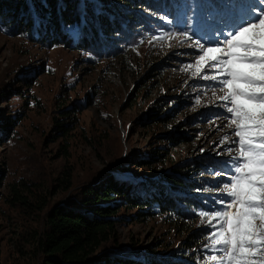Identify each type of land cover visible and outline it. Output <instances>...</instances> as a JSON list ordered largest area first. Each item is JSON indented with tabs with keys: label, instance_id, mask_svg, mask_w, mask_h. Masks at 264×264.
Returning <instances> with one entry per match:
<instances>
[{
	"label": "rangeland",
	"instance_id": "rangeland-1",
	"mask_svg": "<svg viewBox=\"0 0 264 264\" xmlns=\"http://www.w3.org/2000/svg\"><path fill=\"white\" fill-rule=\"evenodd\" d=\"M169 4L185 16L181 29L169 15L167 19L153 17L144 22L142 32L134 31V40L123 39L110 57L64 46L44 48L0 32V126L6 125L2 129L8 132L0 143L4 173L0 181V264H35L32 243L46 213L76 191L54 186L62 169L72 171V185L77 188L98 180L113 161L130 158L131 168L136 158L159 152L167 167L168 160L205 156L199 162L201 168L192 170L196 177L204 171L207 178L198 179V189L209 199L203 211L221 210L219 201L228 202L220 189L232 174L226 149L235 146L219 143L229 134L228 114L217 99L223 92L217 82L190 74L195 68L187 66L195 64L198 49L188 42L159 38L164 33L195 30L204 6L192 0ZM213 14H206L211 23L216 18ZM204 74L212 71L206 69ZM162 96L168 97L164 113L171 111L172 119L164 125L141 123L151 103ZM62 109L69 110V118H60ZM56 118L66 124V133L55 129ZM174 129L177 140L169 142L162 134ZM132 170L143 180L137 190L143 191L145 183L154 187L148 181V170L137 166ZM20 182L35 185L39 200L31 198L30 206L13 202L10 185ZM40 200L47 202L42 210L37 207ZM120 213L124 217L118 225L121 242H135L144 253L154 252L153 245L159 241L178 243L183 236L162 216L132 221L128 219L135 210ZM202 227L208 235L212 231L206 220ZM201 249L206 251L203 262L208 264L206 257L214 253L204 245Z\"/></svg>",
	"mask_w": 264,
	"mask_h": 264
},
{
	"label": "trees",
	"instance_id": "trees-1",
	"mask_svg": "<svg viewBox=\"0 0 264 264\" xmlns=\"http://www.w3.org/2000/svg\"><path fill=\"white\" fill-rule=\"evenodd\" d=\"M171 1L0 0V32L16 35L44 48L64 46L110 57L123 39L134 40V31H143L144 22L157 16L173 18L175 9L170 6ZM199 1H208L206 14L215 9L213 0ZM162 12L166 14L162 15ZM119 57L125 58L124 55ZM167 99L162 96L152 102L141 123L146 121L147 126L167 124L172 119L171 111L164 113ZM59 114L61 119L70 117L67 109H62ZM54 123L55 129L63 134L68 131L66 124L57 118ZM2 128L6 125L0 126V143L5 141L8 133ZM175 130L164 131L162 136L169 142L176 141ZM63 152L67 154L65 150ZM204 157L192 156L176 162L168 160L167 167H163L166 160L161 159L159 152L136 158L131 168L128 167L130 158L113 161L107 164L98 180L77 188L72 185V171L62 169L54 186L64 191H76L46 213L43 227L32 243L35 264H205L203 259L207 254L201 246L208 234L196 211H203L209 201L207 194L198 189L199 180L207 178L204 171H200L198 177L192 172L201 168L199 162L204 161ZM134 166L149 171L148 181L153 182L154 187L145 181L143 191L137 190L143 180L134 175ZM3 174V168H0V181ZM37 190L30 183L12 184L11 200L30 206L31 198L39 200ZM38 203V209L42 210L47 202L40 200ZM130 209L135 213L128 220L162 216L172 224L177 235L183 236L178 243L159 241L153 245L154 252L149 253L137 248L135 242L124 244L118 230L124 220L120 212Z\"/></svg>",
	"mask_w": 264,
	"mask_h": 264
},
{
	"label": "snow or ice",
	"instance_id": "snow-or-ice-1",
	"mask_svg": "<svg viewBox=\"0 0 264 264\" xmlns=\"http://www.w3.org/2000/svg\"><path fill=\"white\" fill-rule=\"evenodd\" d=\"M213 7L227 28L223 41L196 36L194 29L164 33L198 49L193 76L217 82L223 95L217 99L228 114L229 134L220 139L227 147L231 179L221 192V210L201 211L212 230L204 244L210 249L208 264H264V0L249 3L247 10H233L232 0H213ZM167 19V17H164ZM157 39V37H153ZM203 40V42H202ZM213 45V46H206ZM210 69L211 75L204 71ZM215 95V93H213ZM199 104V98H197Z\"/></svg>",
	"mask_w": 264,
	"mask_h": 264
}]
</instances>
